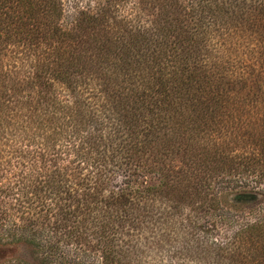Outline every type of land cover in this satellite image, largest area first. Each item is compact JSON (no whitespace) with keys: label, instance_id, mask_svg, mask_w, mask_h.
I'll return each mask as SVG.
<instances>
[{"label":"trees","instance_id":"trees-1","mask_svg":"<svg viewBox=\"0 0 264 264\" xmlns=\"http://www.w3.org/2000/svg\"><path fill=\"white\" fill-rule=\"evenodd\" d=\"M150 1L171 10L133 33L109 5L65 26L61 0H0L6 253L27 249L36 264H185L138 257L145 229L179 218L183 248L209 243L217 264H264V81L254 87L264 0L253 20L242 0ZM226 25L241 36L224 35ZM256 205L239 222L238 210ZM217 223L234 226L221 242Z\"/></svg>","mask_w":264,"mask_h":264},{"label":"rangeland","instance_id":"rangeland-1","mask_svg":"<svg viewBox=\"0 0 264 264\" xmlns=\"http://www.w3.org/2000/svg\"><path fill=\"white\" fill-rule=\"evenodd\" d=\"M64 16L62 19L63 24L73 23L74 19L77 17V14L80 11H90L97 12L102 5H109L111 8L112 17L122 21V23L128 25V31L131 29L132 32L142 33L143 30L153 29L158 23V20L162 17L163 10H171L169 3L163 2H151L150 0H61ZM181 3L184 4V7L188 8V0H181ZM259 5V0H242L239 2L237 7H240L242 11L245 10L243 14L244 19L253 20L254 17L251 13L253 9ZM172 14H175L172 12ZM179 16V15H178ZM183 17V14L180 15ZM225 30L222 29L224 35H236L240 37L241 35L234 32V29L231 25H226ZM244 35H250L255 39L259 37V33L255 34L253 32L243 33ZM220 35L217 32L211 33L212 37H218ZM222 49V47H221ZM255 75L260 76L261 79L256 76L254 87L258 89V84L264 81V75L262 76L261 71L258 67H255ZM264 88V87H263ZM257 94L260 95V92ZM264 187V186H262ZM262 205H256L251 207L242 206L237 214L240 215L239 222H243L247 219H252L253 215H250L249 212L259 209ZM187 210L186 213H188ZM235 211V210H233ZM187 215V214H186ZM238 218V217H237ZM163 219V218H161ZM241 219V220H240ZM162 225L156 226L153 228L152 232L150 230H144V237L139 236L136 238L140 253L141 261L156 263L165 259L176 258L185 264H217V256L215 252H208L206 248L211 247L209 243L201 244L198 250L192 248V250L186 249V244L183 243L187 236L186 232L189 229L188 224L180 221L179 218H176L175 222H169L168 220L160 221ZM193 226V225H191ZM201 226L200 223L196 225ZM234 226H225L224 224L217 223V225L211 226V232L214 242L217 240L221 242L228 235H232ZM210 230V229H209ZM217 231V232H216ZM164 234H167L166 236ZM209 237V234L207 235ZM210 239V238H209ZM216 239V240H215ZM0 249V264H3L6 258L16 257L24 261H28L32 264H36L33 260L31 252L27 249H10L9 252H1ZM135 252V251H134ZM174 256V257H173ZM228 264V263H225Z\"/></svg>","mask_w":264,"mask_h":264}]
</instances>
